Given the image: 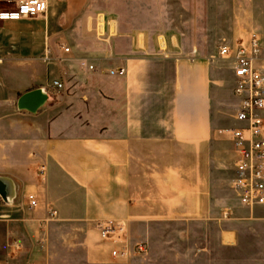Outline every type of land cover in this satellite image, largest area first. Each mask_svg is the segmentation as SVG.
Segmentation results:
<instances>
[{
	"label": "crops",
	"instance_id": "obj_1",
	"mask_svg": "<svg viewBox=\"0 0 264 264\" xmlns=\"http://www.w3.org/2000/svg\"><path fill=\"white\" fill-rule=\"evenodd\" d=\"M116 1L48 0L43 19L0 21V176L18 185L13 205L0 198V264H36L53 221L87 227L98 262L112 260L99 220L126 221L133 238L203 222L228 248L264 225L263 207L217 191L216 173L235 170L231 131L241 124H218L214 55L140 23L136 0L128 14ZM118 68L126 75L105 73ZM38 88L48 104L19 112V95Z\"/></svg>",
	"mask_w": 264,
	"mask_h": 264
},
{
	"label": "rangeland",
	"instance_id": "obj_2",
	"mask_svg": "<svg viewBox=\"0 0 264 264\" xmlns=\"http://www.w3.org/2000/svg\"><path fill=\"white\" fill-rule=\"evenodd\" d=\"M114 7L130 13V1L118 0ZM3 8L8 6L4 5ZM139 22L152 29L177 35L185 46L213 54L216 62V109L219 126L236 127L237 101L231 63L221 59L219 46L246 41L255 34L264 41V0H136L131 4ZM125 76V75H124ZM235 170L216 173L217 191L225 199H235L232 182ZM38 249L36 264H264V225L254 224L253 232L242 231L240 246L220 245V229L203 222H163L150 235L129 238L132 244L147 241L149 252L134 255L125 263L89 258L88 229L84 225L52 222ZM227 242V241H225Z\"/></svg>",
	"mask_w": 264,
	"mask_h": 264
},
{
	"label": "built area",
	"instance_id": "obj_3",
	"mask_svg": "<svg viewBox=\"0 0 264 264\" xmlns=\"http://www.w3.org/2000/svg\"><path fill=\"white\" fill-rule=\"evenodd\" d=\"M10 8L0 10L1 22H18L26 19L45 18L48 0H0ZM66 53L69 52L65 48ZM219 55L222 60L231 63L234 77V97L237 109L234 119L241 127L231 131L235 149V176L232 190L240 204L249 210L264 208V41L253 34L246 41L230 46L221 44ZM88 71H98L94 65H88ZM109 76L126 75L125 68L105 72ZM53 86L63 89V84L55 81ZM45 168L40 169L44 176ZM29 207L38 203L30 196ZM52 217L57 212H52ZM230 214L225 213L224 218ZM101 241L109 245L110 257L116 263H125L134 255L145 256L149 252L148 244H132L128 224L123 220H99L94 224Z\"/></svg>",
	"mask_w": 264,
	"mask_h": 264
},
{
	"label": "water",
	"instance_id": "obj_4",
	"mask_svg": "<svg viewBox=\"0 0 264 264\" xmlns=\"http://www.w3.org/2000/svg\"><path fill=\"white\" fill-rule=\"evenodd\" d=\"M49 102V94L45 88H38L19 95L17 110L37 115ZM18 196V185L9 178L0 176V198L7 205H13Z\"/></svg>",
	"mask_w": 264,
	"mask_h": 264
}]
</instances>
